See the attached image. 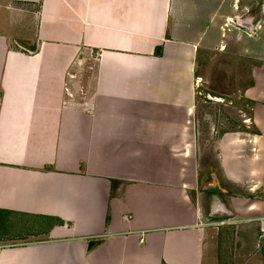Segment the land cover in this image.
I'll list each match as a JSON object with an SVG mask.
<instances>
[{"label":"crops","instance_id":"obj_1","mask_svg":"<svg viewBox=\"0 0 264 264\" xmlns=\"http://www.w3.org/2000/svg\"><path fill=\"white\" fill-rule=\"evenodd\" d=\"M226 49L254 130L216 136ZM263 217L264 0H0V264H264Z\"/></svg>","mask_w":264,"mask_h":264},{"label":"rangeland","instance_id":"obj_2","mask_svg":"<svg viewBox=\"0 0 264 264\" xmlns=\"http://www.w3.org/2000/svg\"><path fill=\"white\" fill-rule=\"evenodd\" d=\"M228 50L224 57H210L205 61L198 86V115L206 131L212 130L216 136L243 128L254 130L248 118L251 102L243 95V89L249 82V66L244 58ZM244 118L249 119L248 123L243 121ZM213 142L214 139L210 143ZM233 218L239 219L235 215ZM258 220L259 239L264 250V217Z\"/></svg>","mask_w":264,"mask_h":264},{"label":"built area","instance_id":"obj_3","mask_svg":"<svg viewBox=\"0 0 264 264\" xmlns=\"http://www.w3.org/2000/svg\"><path fill=\"white\" fill-rule=\"evenodd\" d=\"M238 222L233 217H227V218H221V219H207L206 221H201L200 224H207V225H215V226H220V225H225V224H233Z\"/></svg>","mask_w":264,"mask_h":264},{"label":"water","instance_id":"obj_4","mask_svg":"<svg viewBox=\"0 0 264 264\" xmlns=\"http://www.w3.org/2000/svg\"><path fill=\"white\" fill-rule=\"evenodd\" d=\"M242 23H244L245 24V22H242ZM247 23V22H246ZM232 214L230 213V212H228V211H226V212H222L221 210H217L214 214H213V216H217V217H220V216H231Z\"/></svg>","mask_w":264,"mask_h":264},{"label":"trees","instance_id":"obj_5","mask_svg":"<svg viewBox=\"0 0 264 264\" xmlns=\"http://www.w3.org/2000/svg\"><path fill=\"white\" fill-rule=\"evenodd\" d=\"M162 49V47L160 48V50ZM161 52V51H160Z\"/></svg>","mask_w":264,"mask_h":264}]
</instances>
